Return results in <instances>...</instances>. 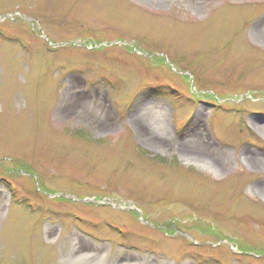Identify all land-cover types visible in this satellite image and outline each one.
I'll return each instance as SVG.
<instances>
[{"label":"rangeland","instance_id":"1","mask_svg":"<svg viewBox=\"0 0 264 264\" xmlns=\"http://www.w3.org/2000/svg\"><path fill=\"white\" fill-rule=\"evenodd\" d=\"M0 264H264V0H0Z\"/></svg>","mask_w":264,"mask_h":264},{"label":"bare ground","instance_id":"2","mask_svg":"<svg viewBox=\"0 0 264 264\" xmlns=\"http://www.w3.org/2000/svg\"><path fill=\"white\" fill-rule=\"evenodd\" d=\"M74 247V246H72ZM73 249V248H72ZM89 249L88 248H79L78 251H76V253H70L71 256L73 257H76V258H79V259H82V260H86V259H89L90 258V254H89Z\"/></svg>","mask_w":264,"mask_h":264}]
</instances>
